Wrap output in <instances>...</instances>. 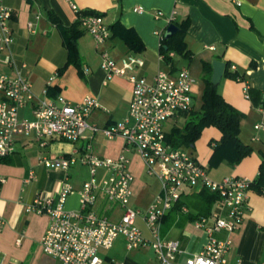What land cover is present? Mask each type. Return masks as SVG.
I'll return each instance as SVG.
<instances>
[{
  "label": "crops",
  "instance_id": "1",
  "mask_svg": "<svg viewBox=\"0 0 264 264\" xmlns=\"http://www.w3.org/2000/svg\"><path fill=\"white\" fill-rule=\"evenodd\" d=\"M71 1L85 13L103 16L111 37L101 47H96L69 0H4L14 12L11 22L16 38L13 51L20 62L27 64L25 75L37 97L20 109V118L34 117L38 99L58 101L63 96L73 103H80L87 96H93L100 99L103 107L88 116L89 123L103 128L124 121L129 114L133 85L125 76H115L107 81V73L102 68L104 50L118 66H122L123 60L130 56L143 59L145 66L136 67L133 73L148 78L160 70L176 75L181 67H187L195 79L193 98L194 90L204 92L207 76L212 81L213 62L221 60L226 63V69L218 90L243 114L239 138L250 145L251 153L238 163H233L228 154H215L212 143L222 137L215 126L205 127L190 145L176 148L196 156L214 180L220 181L228 176H244L253 180L259 177L264 164V132L257 133L254 125L264 121V0ZM137 7H143L144 12L135 11ZM173 11L176 12L175 19L170 22ZM185 20L189 21L184 35L187 54L170 51L174 55H169L170 60L167 61L161 52L160 34L166 35L169 24ZM29 21L35 22V32L28 29ZM72 27L79 32L78 56L70 62L64 30ZM122 28L136 34V47L127 44ZM5 56V52L0 53V71L11 74V68L2 62ZM181 119L184 122L179 124ZM175 120L172 126L167 127L166 123V136L174 127L184 125L186 115L181 114ZM84 135L74 143L51 136L47 138L46 146H40L33 135L21 136L15 140L13 154L0 159V179L4 180L0 181V217L4 220L0 227L3 264H61L57 258L45 253L41 246V238L50 227V215L35 214L28 207L40 193L48 194L56 204L62 185L69 182L73 191L66 208L78 210L79 192L91 179V171L90 166L82 162L67 170L48 168L39 162L42 156L61 158L92 153L100 158H118L125 154L135 177L133 207L145 210L161 193V182L146 173L141 155L127 145L123 137L109 139L102 132L91 130H86ZM256 135L258 139H255ZM189 148L194 151H189ZM212 165L221 167L210 174L208 167ZM108 176L109 172L103 168L96 174L99 183ZM211 192L202 186L185 188L181 200L168 211L162 222V237L180 243L178 263H184L202 251L208 242L206 232L195 224L198 216H210L213 212L226 214L219 206V199L213 198L208 203L206 195ZM96 193L94 212L118 223L124 208L109 202L101 189ZM242 220L239 229L233 232L220 230L214 236L231 242L226 254L229 264H264L263 188L253 186L249 189ZM136 224L145 237L151 238L143 217L138 218ZM100 256L102 264H157L151 246L129 251L122 235L109 250L101 251Z\"/></svg>",
  "mask_w": 264,
  "mask_h": 264
},
{
  "label": "built area",
  "instance_id": "2",
  "mask_svg": "<svg viewBox=\"0 0 264 264\" xmlns=\"http://www.w3.org/2000/svg\"><path fill=\"white\" fill-rule=\"evenodd\" d=\"M69 2L80 23L92 35L96 47L106 43L111 37V30L103 16L85 13L71 0ZM135 11L143 13L144 8L137 7ZM13 14V9L0 0V53H6L2 62L12 70L11 74L0 71V159L13 154L15 140L21 136L33 135L40 146H46L47 138L51 136H59L74 143L84 138L86 130L100 131L109 139L123 137L127 145L134 147L141 155L146 173L157 178L162 185L161 193L156 195L147 209L141 210L131 203L135 177L125 154L118 158H100L92 153L61 158L40 157L39 162L48 168L67 170L82 162L88 164L91 171V179L84 183L79 192L78 210L66 208L67 199L73 191L69 182L62 185L56 204L48 194L40 193L28 207L35 214L50 215V227L41 238L43 251L57 258L61 264H102L100 252L109 250L122 235L126 238L129 251L151 246L157 264H229L226 254L231 242L219 240L214 234L220 230L233 232L240 228L248 191L254 180L244 176L214 180L196 156L167 142L166 123L193 108L192 88L195 79L190 70L181 67L176 75L160 70L148 78L133 73L136 67L145 66L143 59L130 56L123 60L122 66H118L109 52L104 50L102 68L107 73V81L115 76H125L133 85L129 114L124 121L103 128L89 123L88 116L95 109L103 107L100 99L93 96H87L80 103H73L63 96L58 101L38 99L34 117L22 119L20 109L37 97L25 75L27 64L20 62L13 51L16 40L11 26ZM175 14L173 11L170 22L174 21ZM28 29L36 31L34 21H29ZM160 36L163 39V34ZM169 55L172 57L174 54L169 52ZM254 130L257 133L264 132V121L255 123ZM255 139H258L257 135ZM100 168L109 172L102 183L96 177ZM197 186L217 193L219 206L226 214L213 212L210 216H199L195 220L196 226L208 235V242L202 251L184 263H178L180 243L162 237V222L168 211L181 200L185 188ZM99 189L109 202L118 203L124 208L118 223L94 212ZM183 210L188 211L185 207ZM140 217L146 221L151 238L145 237L136 224ZM3 224L4 220L0 217V227ZM0 264H3L1 250Z\"/></svg>",
  "mask_w": 264,
  "mask_h": 264
},
{
  "label": "trees",
  "instance_id": "3",
  "mask_svg": "<svg viewBox=\"0 0 264 264\" xmlns=\"http://www.w3.org/2000/svg\"><path fill=\"white\" fill-rule=\"evenodd\" d=\"M176 24L180 27V30L172 37L166 38L164 36L162 39L161 52L167 61L170 60V51L187 54L184 35L189 26V21L185 20L182 23L176 22ZM122 30H124L122 33H124L123 36L127 44L131 47H136L138 43L136 34L131 30L124 28ZM64 32L69 61L71 62L78 56L77 37L79 32L73 27L66 28ZM206 82L207 86L202 96L203 103L201 110L196 112L192 108L193 110L191 109L190 115L184 112L186 115L184 125L182 127H174L166 136V139L174 147L188 146L200 136L205 127L215 126L221 131L222 137L219 141L212 143L215 149L214 153L228 154L233 163H238L251 153L250 145L245 144L239 138L243 114L223 98L218 90V85H212L213 83L210 77L207 76ZM253 186L264 189V164L261 167L259 177L252 182L251 187ZM206 197L208 203L212 202L213 198L219 199L218 194L215 192H211V194L207 193Z\"/></svg>",
  "mask_w": 264,
  "mask_h": 264
},
{
  "label": "water",
  "instance_id": "4",
  "mask_svg": "<svg viewBox=\"0 0 264 264\" xmlns=\"http://www.w3.org/2000/svg\"><path fill=\"white\" fill-rule=\"evenodd\" d=\"M179 30H180V27L177 24L171 23L169 24L167 28L165 37L170 38L173 35H175ZM213 66H214V74L212 77V83H213L212 85L217 86L221 82L222 77L224 75V72L226 69V63L221 62V60L214 61Z\"/></svg>",
  "mask_w": 264,
  "mask_h": 264
},
{
  "label": "rangeland",
  "instance_id": "5",
  "mask_svg": "<svg viewBox=\"0 0 264 264\" xmlns=\"http://www.w3.org/2000/svg\"><path fill=\"white\" fill-rule=\"evenodd\" d=\"M201 91V90H200ZM197 92L196 90H194V98H193V109L196 111V112H198V111H200L201 110V108H202V103H203V93H201V92ZM192 109V110H193ZM192 110H190V112H187V113H189V115H190V113H191V111ZM182 122H184V119H181V121L179 120V124H181ZM176 123V120L175 119H170L169 121H168V124H167V127H169V126H172V125H174ZM240 136V135H239ZM190 149L192 150V151H194L193 150V148H189V151H190ZM224 162V161H223ZM221 167V166H220ZM219 166L217 167V165H212L211 166V168L210 167H208L209 169H210V174H214V172H216V170H218L219 168H220Z\"/></svg>",
  "mask_w": 264,
  "mask_h": 264
}]
</instances>
